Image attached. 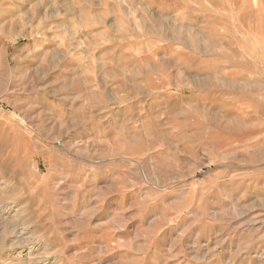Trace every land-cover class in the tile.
Instances as JSON below:
<instances>
[{
    "label": "rangeland",
    "instance_id": "obj_1",
    "mask_svg": "<svg viewBox=\"0 0 264 264\" xmlns=\"http://www.w3.org/2000/svg\"><path fill=\"white\" fill-rule=\"evenodd\" d=\"M0 232V264L262 263L264 0H0Z\"/></svg>",
    "mask_w": 264,
    "mask_h": 264
},
{
    "label": "bare ground",
    "instance_id": "obj_2",
    "mask_svg": "<svg viewBox=\"0 0 264 264\" xmlns=\"http://www.w3.org/2000/svg\"><path fill=\"white\" fill-rule=\"evenodd\" d=\"M67 142V141H66ZM152 168V167H151ZM149 169V168H148ZM153 169V168H152ZM6 186V185H5ZM185 192V191H184ZM67 196V195H66ZM69 199V198H68ZM66 205H68V204H65V206ZM236 205V204H235ZM64 206V207H65ZM234 206V205H233ZM68 207V206H67ZM236 207V206H235ZM239 207V206H238ZM63 208V207H62ZM70 209V208H69ZM67 210V209H66ZM217 210H215L214 212H216ZM61 214L63 213V212H60ZM69 213V212H68ZM72 213V212H71ZM229 213V212H228ZM61 214H60V216H61ZM197 214V213H196ZM219 214V213H218ZM218 214H216V215H218ZM65 215V214H64ZM241 215V214H240ZM150 216V215H149ZM66 217V216H65ZM219 217V216H218ZM233 217V216H232ZM64 218V217H63ZM227 218V217H226ZM246 218V217H245ZM233 219V218H232ZM114 220V219H113ZM116 220V219H115ZM239 220V219H238ZM228 221H230V219L228 220ZM120 222V221H119ZM145 222V221H144ZM242 222V221H241ZM244 222V221H243ZM217 223V222H216ZM230 223V222H229ZM232 224V223H231ZM246 224V223H245ZM245 224H243L244 226H245ZM246 226H248V225H246ZM253 227V226H252ZM248 229V228H247ZM246 229V230H247ZM251 229V228H250ZM194 231H196V230H194ZM1 233V232H0ZM195 233V232H194ZM21 234V233H20ZM16 235V234H15ZM17 236V235H16ZM20 237V236H19ZM10 238V237H9ZM21 238V237H20ZM23 239V238H22ZM10 240V239H9ZM24 240V239H23ZM22 240V241H23ZM194 241V240H193ZM10 242V241H9ZM8 243V242H7ZM23 243H25V242H23ZM195 243V242H194ZM30 244V243H29ZM23 245V244H22ZM195 245V244H194ZM192 246V245H191ZM197 248V247H196ZM12 249V248H11ZM188 249V248H187ZM191 249H193V248H191ZM190 248H189V250H191ZM241 249V248H240ZM205 251H206V249H205ZM255 251V250H254ZM198 252H199V250H197V251H195L194 253L195 254H198ZM204 253V252H203ZM17 254V253H16ZM200 254V253H199ZM259 254H261V252L259 253ZM16 256V255H15ZM198 256V255H197ZM196 256V257H197ZM205 256V255H204ZM258 256V255H257ZM262 256V255H261ZM20 257V256H19ZM225 257V256H224ZM229 257V256H228ZM189 258H190V256H189ZM200 258H201V255H200ZM204 258V257H203ZM202 258V259H203ZM23 261V260H22ZM257 261V260H256ZM260 262H262V263H260V264H264V256H262L261 257V260H259ZM11 264V263H10ZM259 264V263H258Z\"/></svg>",
    "mask_w": 264,
    "mask_h": 264
}]
</instances>
